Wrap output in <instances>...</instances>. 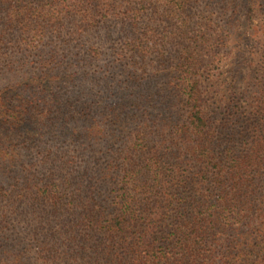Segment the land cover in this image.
Listing matches in <instances>:
<instances>
[{
  "label": "trees",
  "instance_id": "obj_1",
  "mask_svg": "<svg viewBox=\"0 0 264 264\" xmlns=\"http://www.w3.org/2000/svg\"><path fill=\"white\" fill-rule=\"evenodd\" d=\"M0 264H264V0H0Z\"/></svg>",
  "mask_w": 264,
  "mask_h": 264
}]
</instances>
